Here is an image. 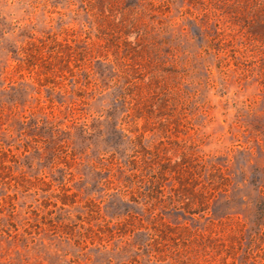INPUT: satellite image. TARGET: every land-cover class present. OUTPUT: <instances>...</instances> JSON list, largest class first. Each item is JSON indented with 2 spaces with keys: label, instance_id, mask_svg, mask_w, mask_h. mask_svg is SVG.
<instances>
[{
  "label": "rangeland",
  "instance_id": "374dc122",
  "mask_svg": "<svg viewBox=\"0 0 264 264\" xmlns=\"http://www.w3.org/2000/svg\"><path fill=\"white\" fill-rule=\"evenodd\" d=\"M0 264H264V0H0Z\"/></svg>",
  "mask_w": 264,
  "mask_h": 264
}]
</instances>
